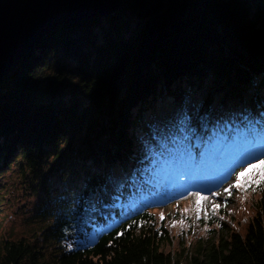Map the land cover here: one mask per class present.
I'll return each mask as SVG.
<instances>
[{"label": "trees", "instance_id": "trees-1", "mask_svg": "<svg viewBox=\"0 0 264 264\" xmlns=\"http://www.w3.org/2000/svg\"><path fill=\"white\" fill-rule=\"evenodd\" d=\"M263 92L264 0H124L110 17L51 30L0 80V176L18 158L50 162L41 217L45 240L62 247L46 258L26 238L5 240L0 264H264V183L245 190L256 195L246 230L229 227L224 203L205 219L212 241L188 259L164 250L173 240L153 206L68 243L112 176L125 182L147 160V116L195 94L200 117L213 99L264 112Z\"/></svg>", "mask_w": 264, "mask_h": 264}, {"label": "rangeland", "instance_id": "rangeland-1", "mask_svg": "<svg viewBox=\"0 0 264 264\" xmlns=\"http://www.w3.org/2000/svg\"><path fill=\"white\" fill-rule=\"evenodd\" d=\"M261 97L264 100V92ZM199 101L198 95H190L180 110L169 108L146 117L139 138L147 160L125 182L119 184L116 173L112 176L103 193L91 201L89 216L69 234V244L92 242L149 201L161 207H154L159 209L155 215L159 223L165 220L172 236L164 250L187 259L212 241L205 219L224 203L229 202L230 215L225 219L229 227L241 233L246 230L253 215L249 204L256 195L234 185L240 172L264 160V112L252 111L246 103L222 106L213 99L204 118L198 112ZM51 168L49 162L32 169L18 158L0 176V244L26 238L42 248L46 258L58 254L62 244L45 240L44 229L51 221L41 217L47 205L43 186L53 184L56 175L50 174ZM249 176L259 180L260 169ZM163 179L166 185L158 191L155 184ZM229 188L236 194L229 197L225 191ZM196 192L207 197L199 206Z\"/></svg>", "mask_w": 264, "mask_h": 264}, {"label": "water", "instance_id": "water-1", "mask_svg": "<svg viewBox=\"0 0 264 264\" xmlns=\"http://www.w3.org/2000/svg\"><path fill=\"white\" fill-rule=\"evenodd\" d=\"M124 0H0V80L58 26L116 14Z\"/></svg>", "mask_w": 264, "mask_h": 264}, {"label": "snow or ice", "instance_id": "snow-or-ice-1", "mask_svg": "<svg viewBox=\"0 0 264 264\" xmlns=\"http://www.w3.org/2000/svg\"><path fill=\"white\" fill-rule=\"evenodd\" d=\"M256 168L260 169V179L259 180L253 179L249 176V172ZM260 183H264V160L259 161L257 165H252L247 171L240 172L237 177V183L234 185V187L244 188L245 190H247L248 186L256 185ZM253 190H256V189L254 188ZM225 191L229 194V196L231 195L230 188L225 189ZM193 195H195L197 198L198 206H199L200 201L207 199V197L201 196L199 192L193 193ZM214 195H219V193H214ZM213 212H215V208L213 209Z\"/></svg>", "mask_w": 264, "mask_h": 264}, {"label": "bare ground", "instance_id": "bare-ground-1", "mask_svg": "<svg viewBox=\"0 0 264 264\" xmlns=\"http://www.w3.org/2000/svg\"><path fill=\"white\" fill-rule=\"evenodd\" d=\"M258 147H259V145H258Z\"/></svg>", "mask_w": 264, "mask_h": 264}]
</instances>
